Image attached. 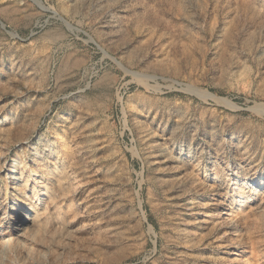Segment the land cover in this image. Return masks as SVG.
I'll use <instances>...</instances> for the list:
<instances>
[{"label":"rangeland","instance_id":"rangeland-1","mask_svg":"<svg viewBox=\"0 0 264 264\" xmlns=\"http://www.w3.org/2000/svg\"><path fill=\"white\" fill-rule=\"evenodd\" d=\"M0 264H264V0H0Z\"/></svg>","mask_w":264,"mask_h":264},{"label":"bare ground","instance_id":"bare-ground-1","mask_svg":"<svg viewBox=\"0 0 264 264\" xmlns=\"http://www.w3.org/2000/svg\"><path fill=\"white\" fill-rule=\"evenodd\" d=\"M236 239H237V238H236ZM234 241H235V240H234ZM234 241H233V244L236 242V241H235V242H234Z\"/></svg>","mask_w":264,"mask_h":264}]
</instances>
